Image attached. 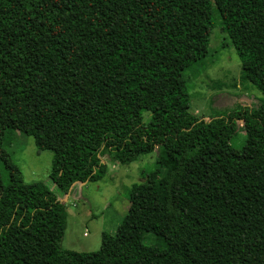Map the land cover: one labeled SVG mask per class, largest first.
I'll list each match as a JSON object with an SVG mask.
<instances>
[{
    "label": "trees",
    "instance_id": "trees-1",
    "mask_svg": "<svg viewBox=\"0 0 264 264\" xmlns=\"http://www.w3.org/2000/svg\"><path fill=\"white\" fill-rule=\"evenodd\" d=\"M242 63L264 93V0H214ZM214 27L208 0H0V264H264V99L209 120L190 111L185 74L202 70ZM150 118L144 122V114ZM246 134L237 149L238 127ZM52 151L67 194L162 147L134 186L115 235L95 252L64 250V201L27 184L9 132ZM0 177H3L0 166ZM153 233L167 247L126 252Z\"/></svg>",
    "mask_w": 264,
    "mask_h": 264
},
{
    "label": "rangeland",
    "instance_id": "rangeland-1",
    "mask_svg": "<svg viewBox=\"0 0 264 264\" xmlns=\"http://www.w3.org/2000/svg\"><path fill=\"white\" fill-rule=\"evenodd\" d=\"M208 1L212 3L214 20L209 52L203 71L189 70L185 74L191 100L190 111L205 120L242 106L257 107L264 99V93L242 80L241 60L224 32L214 0ZM149 118L150 113H145L144 122ZM245 140L246 134L240 124L232 144L240 149ZM4 145L12 161L21 169L25 183L42 182L65 202L69 216L61 246L67 251H98L102 246V234L115 235L126 217L130 207L129 196L134 186L144 182L146 175L157 164L163 167L162 175L174 167V162L162 147L140 156L127 166L105 154L103 161L108 167L106 177L99 182L75 183L65 194L50 177L54 159L52 151H39L33 137L17 131L7 134ZM0 166L3 175L0 177L1 196L9 182L4 166L1 163ZM141 247L161 252L167 245L153 233H146L141 239L125 245L129 254H136Z\"/></svg>",
    "mask_w": 264,
    "mask_h": 264
}]
</instances>
